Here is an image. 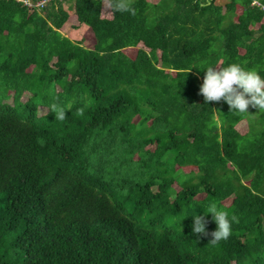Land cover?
<instances>
[{"label":"trees","instance_id":"obj_1","mask_svg":"<svg viewBox=\"0 0 264 264\" xmlns=\"http://www.w3.org/2000/svg\"><path fill=\"white\" fill-rule=\"evenodd\" d=\"M74 2L0 0V91L17 92L0 105V264H264V110L205 104L192 68L264 76V0ZM71 19L92 49L59 31ZM212 208L237 217L218 243Z\"/></svg>","mask_w":264,"mask_h":264},{"label":"clouds","instance_id":"obj_2","mask_svg":"<svg viewBox=\"0 0 264 264\" xmlns=\"http://www.w3.org/2000/svg\"><path fill=\"white\" fill-rule=\"evenodd\" d=\"M17 1L23 3L30 9L40 10L39 8H35L34 5L30 6L26 3V1L33 3L34 0ZM114 7L118 11H126L133 15L135 14V10L131 8L130 4L127 3V0H118ZM82 26L83 24L76 27V29L82 28ZM61 29H59V31H61ZM62 33L65 35L64 32ZM192 68L206 70L203 76V83L199 87V94L204 97L205 104H210L213 101L219 103L223 100L229 106L231 110L230 112L236 114L248 113L250 107L253 109H259V111L264 110V76L258 71L245 68L239 63H231L226 67L209 65L204 68H201L198 65H193ZM15 93L17 92L14 88L1 90L0 105L8 104L10 99L14 97ZM26 107L27 106L23 108V116H21L23 119L27 114ZM52 112L55 113L54 119L63 120L65 118L64 112L61 111L58 114L56 113L55 105L52 106ZM207 213L212 214V220L215 221L217 225L216 230L210 234V241L218 243L222 240H227L232 233V224L237 221V217L232 216L229 218L226 212L219 211L216 208H212L211 211H208ZM192 217L194 218L191 225L192 233L196 234L198 239L208 236L209 233L206 227L208 221L206 217L204 215Z\"/></svg>","mask_w":264,"mask_h":264},{"label":"rangeland","instance_id":"obj_3","mask_svg":"<svg viewBox=\"0 0 264 264\" xmlns=\"http://www.w3.org/2000/svg\"><path fill=\"white\" fill-rule=\"evenodd\" d=\"M53 1L54 0H34L33 5L35 8H39L43 15H46L47 8L51 7V4ZM61 1H62V4H63L65 9H67L69 12L74 11L73 10L74 4H75L74 0H61ZM148 1L156 3L159 0H148ZM217 2L225 3V2H227V0H217ZM55 4L57 5V2H55ZM237 10H238V12L242 11V7L239 5L237 7ZM106 11H109V9H107ZM76 23H77L76 19H73V20L71 19L70 21H68L65 24V26L61 29V31L64 32L66 36H69L70 38H72L74 41L80 42L85 47L92 49L98 41L97 36H96L95 32L93 31L92 27L89 24L85 23V24H83L82 28L76 29V26H75ZM258 26L259 25H257V27ZM132 47L133 48H129V49L126 48L125 52L128 56L135 57L139 47H134V46H132ZM241 51L244 52V50H241ZM28 71L29 72L33 71V67H29ZM28 96H31V92L29 91V89H28V91L25 90V96H24L23 100L28 99ZM250 115H249V120H250L249 122L250 123L243 120L239 124V128H240L241 132H246L249 129V125H251V123L255 122V124H258L259 113L253 112ZM136 120H138V118H136ZM188 169L189 170H196L194 167H188ZM196 180L198 181V179H196ZM174 187L177 189L180 188V186L177 183H175ZM226 202L229 203L230 200H227Z\"/></svg>","mask_w":264,"mask_h":264},{"label":"built area","instance_id":"obj_4","mask_svg":"<svg viewBox=\"0 0 264 264\" xmlns=\"http://www.w3.org/2000/svg\"><path fill=\"white\" fill-rule=\"evenodd\" d=\"M27 4H29L30 6H33L32 2L26 1ZM258 3V2H257ZM259 4V3H258Z\"/></svg>","mask_w":264,"mask_h":264}]
</instances>
